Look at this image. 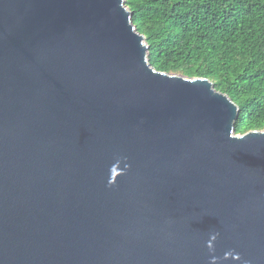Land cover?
Masks as SVG:
<instances>
[{
    "label": "water",
    "instance_id": "obj_1",
    "mask_svg": "<svg viewBox=\"0 0 264 264\" xmlns=\"http://www.w3.org/2000/svg\"><path fill=\"white\" fill-rule=\"evenodd\" d=\"M132 16L0 0V264H264V130Z\"/></svg>",
    "mask_w": 264,
    "mask_h": 264
},
{
    "label": "trees",
    "instance_id": "obj_2",
    "mask_svg": "<svg viewBox=\"0 0 264 264\" xmlns=\"http://www.w3.org/2000/svg\"><path fill=\"white\" fill-rule=\"evenodd\" d=\"M157 70L208 78L239 107L236 134L264 130V0H125Z\"/></svg>",
    "mask_w": 264,
    "mask_h": 264
}]
</instances>
